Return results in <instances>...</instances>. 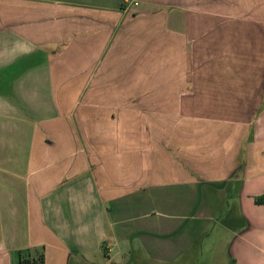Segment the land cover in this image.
I'll return each mask as SVG.
<instances>
[{
	"label": "crops",
	"instance_id": "1",
	"mask_svg": "<svg viewBox=\"0 0 264 264\" xmlns=\"http://www.w3.org/2000/svg\"><path fill=\"white\" fill-rule=\"evenodd\" d=\"M264 264V0H0V264Z\"/></svg>",
	"mask_w": 264,
	"mask_h": 264
},
{
	"label": "trees",
	"instance_id": "2",
	"mask_svg": "<svg viewBox=\"0 0 264 264\" xmlns=\"http://www.w3.org/2000/svg\"><path fill=\"white\" fill-rule=\"evenodd\" d=\"M15 264H43L42 248L31 247L18 251Z\"/></svg>",
	"mask_w": 264,
	"mask_h": 264
}]
</instances>
